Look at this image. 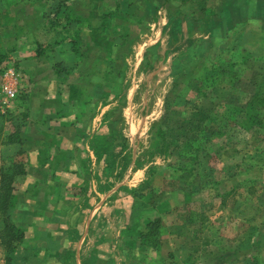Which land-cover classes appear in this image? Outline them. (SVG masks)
<instances>
[{
    "label": "rangeland",
    "instance_id": "obj_1",
    "mask_svg": "<svg viewBox=\"0 0 264 264\" xmlns=\"http://www.w3.org/2000/svg\"><path fill=\"white\" fill-rule=\"evenodd\" d=\"M128 1L126 4L133 7L132 13L109 15L106 21H113L110 26L103 25V31H95L92 35L100 42L103 37L116 42L137 40L105 47L110 54L106 55L100 79L107 87L120 89L121 93L128 86H135L139 93L136 109H124V95L116 104L108 105L105 124L99 133L105 140L106 135L109 136L106 141L110 148L102 156L105 157L103 162L95 165L99 180L105 185L121 175L118 168L114 173L112 166L122 167L123 162L115 159L113 163L111 155L129 151V143L123 136L126 120L140 121L136 129L144 134L133 144L142 156L140 159L158 165L172 160L178 139H199L201 128L204 137L202 124L215 126L222 134L212 140L214 146L217 145L212 150L213 158L197 165L206 172H210L207 168H214L206 178L213 185L197 186L191 194L180 190L165 193L158 210L155 207L151 211L148 207L141 212L142 218L161 214L167 226V229L161 227V240L165 239L162 241L166 242V247L120 258L111 255L110 259L118 264H264V140L256 134L264 133V123L246 128L238 124L248 120L244 111L248 100L255 94L264 98V0ZM217 17L220 27L225 26L227 19L239 24L240 30L230 32L228 38L220 30L212 32ZM8 20L4 18V22ZM112 54L117 60L110 58ZM10 64L9 61L0 64V82L5 79L6 66ZM203 71L220 76L206 86L199 78ZM142 102L156 106L151 125L161 124L171 157L162 154L149 157L150 138L148 141L144 122L150 118L141 116L147 117L150 112L140 109ZM254 107L264 122V101H256ZM2 123L6 132L13 129L8 121L0 119ZM1 155L0 151V164ZM162 187L156 185L157 192ZM176 203L203 212L207 218L205 228L208 230L204 229L199 239L187 240L190 246H182L181 250L176 247L179 240H173L168 231L178 222L176 211H171L178 206ZM169 208L170 212H166ZM88 251L83 255L86 264H97V256H90ZM251 255L256 258H249ZM107 256L102 254L101 257Z\"/></svg>",
    "mask_w": 264,
    "mask_h": 264
},
{
    "label": "crops",
    "instance_id": "obj_2",
    "mask_svg": "<svg viewBox=\"0 0 264 264\" xmlns=\"http://www.w3.org/2000/svg\"><path fill=\"white\" fill-rule=\"evenodd\" d=\"M57 1L0 0V53L8 54L6 61L11 62L0 82V114H27L22 142L0 146L2 159L12 155L11 148H19L18 158L25 162L24 172L13 184L12 218L24 231L15 253L26 255L28 264H86L83 255L90 248L88 254L97 256L95 263L118 264L111 255L120 258L153 250L141 243L140 230L148 220L161 216L142 218L132 212L131 191L143 188L152 164L140 159L133 146L144 134L136 129L140 121H125L123 136L129 151L114 153L123 163L112 166L114 173L117 168L121 171L120 177L103 185L95 170L105 158H97L93 145L108 140V135L105 140L99 133L108 105L124 95V109H136L139 89L128 86L121 93L100 79L110 54L105 47L137 40L116 42L103 37L100 42L92 35L103 31V25L110 26L109 15L132 13L133 7L126 4L128 0H63L67 6L61 5V20L50 22ZM6 17L9 20L4 22ZM216 22L212 32L220 30L227 36L240 30L236 22L226 19L221 27L218 17ZM110 58L117 60L113 54ZM140 104V109L150 112L141 116L150 118L144 122L149 141L156 106ZM124 156L128 163L123 168ZM0 256L2 264L1 246Z\"/></svg>",
    "mask_w": 264,
    "mask_h": 264
},
{
    "label": "trees",
    "instance_id": "obj_3",
    "mask_svg": "<svg viewBox=\"0 0 264 264\" xmlns=\"http://www.w3.org/2000/svg\"><path fill=\"white\" fill-rule=\"evenodd\" d=\"M61 5H65L63 0H58L52 9L54 13H49V20L57 22L61 20L59 18L61 12ZM67 6V5H65ZM8 54L0 53V64L8 60ZM213 64V63H212ZM215 66L217 67L216 63ZM213 69V68H212ZM2 70L0 69V72ZM208 71H211L208 68ZM223 73L224 71H220ZM220 74L209 75L204 71L200 75V79L207 84L209 82L213 83L219 78ZM209 86V85H208ZM106 98V95H105ZM264 101V98H259L257 94L251 97L248 100L247 106L245 107L246 114L248 115L247 121H240V125L244 126H262L263 119L260 117L259 110L255 109L254 105L256 101ZM20 116L12 115L7 113V117L0 114V119L7 120L10 125L13 127L12 130L7 131L4 127V124H0V146L4 145L6 147L14 146L15 144H20L21 140V128L24 126L25 118L27 114L20 113ZM264 118V116H263ZM237 123H235L237 125ZM157 126V129L155 128ZM204 126V127H203ZM161 124L159 122L154 123L150 127V151L147 153L149 157L155 156L157 154H162L164 157H171V151L168 149V142L165 138V131L160 128ZM204 137H202V128L201 136L199 139H178L177 140V150L175 151V156L169 161L166 165L151 164L146 172V180L143 186L147 187L146 190L142 188L132 190L131 194L133 195L134 202L132 205V212L135 213V217L141 215V212L149 207L150 209L159 207L160 204L157 203L162 197L163 194L171 191L180 190L185 193L191 194L193 188L200 186L204 188L207 185H213L206 179L212 174L214 168H207L210 172H206V169H199L198 164H202L203 161H206L207 158H213V149L217 146H214L212 140L214 136L222 134L221 131L215 129V126H209L202 124ZM154 128V130H153ZM156 129V131H155ZM264 140V133L259 134ZM16 146V145H15ZM95 153L97 158L100 159L110 148L108 142H96ZM184 147H188L184 149ZM211 147V148H210ZM10 148V147H9ZM12 155L6 156L2 159L0 164V246L3 248L4 252V261L2 264H28L26 261V255L16 254L15 251L18 249V245L23 242L24 231L16 225L12 218V207L15 201V196L13 194V184L20 174L25 170V162L18 158L22 154L19 148H11ZM201 152V153H200ZM120 153V151H119ZM112 156L113 162H115V154ZM201 158V159H199ZM123 168L127 166L128 157L124 156ZM208 162V160H207ZM201 167V166H200ZM207 181H204V180ZM163 185L160 192H157L158 189L156 185ZM159 197V199H157ZM186 206H175L171 211H176L177 221L175 222V227L173 229H168L172 233L173 240H179V244L176 245L178 250H181L182 246H190L189 243H186L187 240L199 239V236L203 234L206 225L207 218L204 216V213H200L197 210L190 209ZM149 209V210H150ZM169 209L166 212H170ZM161 227L166 228L162 222L161 216L156 217L155 219L148 220L145 224L143 230H140V240L141 243L147 247L158 248L159 246L166 247L165 243L161 240ZM167 229V228H166ZM190 238V239H189ZM256 238V237H255ZM254 238V239H255ZM181 244V245H180ZM249 246H254L249 244ZM256 249L258 246L255 245ZM254 248V247H253ZM169 253V252H168ZM171 255V252H170ZM251 259H255L256 255L249 256ZM258 262V260L256 261ZM255 264V263H252Z\"/></svg>",
    "mask_w": 264,
    "mask_h": 264
},
{
    "label": "built area",
    "instance_id": "obj_4",
    "mask_svg": "<svg viewBox=\"0 0 264 264\" xmlns=\"http://www.w3.org/2000/svg\"><path fill=\"white\" fill-rule=\"evenodd\" d=\"M5 90L7 91V93L12 94L7 88Z\"/></svg>",
    "mask_w": 264,
    "mask_h": 264
}]
</instances>
